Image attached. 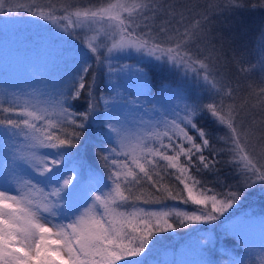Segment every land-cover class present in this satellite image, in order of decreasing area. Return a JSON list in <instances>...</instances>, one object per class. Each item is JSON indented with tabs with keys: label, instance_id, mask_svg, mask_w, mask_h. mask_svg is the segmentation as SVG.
<instances>
[{
	"label": "snow or ice",
	"instance_id": "snow-or-ice-1",
	"mask_svg": "<svg viewBox=\"0 0 264 264\" xmlns=\"http://www.w3.org/2000/svg\"><path fill=\"white\" fill-rule=\"evenodd\" d=\"M5 3L0 0V10ZM245 6V0H223L221 10ZM32 7L31 15L56 21L69 35L85 26L96 34L84 43L82 63L69 90L46 95L12 93L7 103L0 101V134L23 136L27 141L26 150L13 153L11 166L0 178V264H145L157 234L216 223L240 201L242 189L264 186V87L257 90L249 85L256 113L245 111L247 99L236 103L239 86L233 88L221 71L229 62L225 38L212 35L207 15L185 25L184 10L159 0H109L98 8L65 7L60 16L54 6L37 11H31ZM129 50L178 73L196 92L190 95L184 88L162 85V94L174 99L175 105L165 109L155 123H141L142 131L135 135L127 134L121 121L106 120L105 146L96 155L108 171L107 191H95L80 183L77 163L82 130L94 120L99 100H104L103 94L93 95L95 71L89 60L104 65L113 53ZM232 59L240 65V73L250 75L259 69L264 79V49L255 63L246 66L234 55ZM114 71L108 63L109 76ZM90 72L93 80L88 82ZM135 77L141 87L148 86L146 68L137 67ZM82 94L89 97L87 107L77 111L72 102ZM204 114L226 129L219 151L209 131L199 126ZM222 154L230 156L229 163L238 169L241 181L237 190L220 193L192 175V170L200 171V166L213 170ZM20 168L33 176L21 175ZM162 172L183 185L185 204L199 207L192 211L135 207L136 201L159 202L162 197L156 193L172 200L181 197L164 183ZM34 176L41 177L43 184ZM145 185L155 193L146 194ZM80 197L86 206L76 204ZM228 264L245 261L231 258ZM259 264H264V253Z\"/></svg>",
	"mask_w": 264,
	"mask_h": 264
},
{
	"label": "trees",
	"instance_id": "trees-1",
	"mask_svg": "<svg viewBox=\"0 0 264 264\" xmlns=\"http://www.w3.org/2000/svg\"><path fill=\"white\" fill-rule=\"evenodd\" d=\"M12 1L14 0H6L4 9L0 10V17H35L43 21L48 27L51 25L50 27L56 26L60 28L56 21H46L31 15L30 8L28 7L12 6ZM55 2H61V0H53L50 3L44 4ZM70 2V6L65 7L71 9H84L105 6L109 0H71ZM159 2L166 6L171 4L178 10H184V15L187 17L184 21L185 25L200 19L203 15L208 16L212 35L225 38V51L229 62L221 67V71L224 72L233 88L239 86V95L236 103H243L245 99H247L248 102L255 103V98L250 95L251 88H249V85L251 84L257 90L259 87H264L262 74L257 70L250 75L240 73L238 71L240 65L232 58L234 55L242 65L246 66L249 62L255 63L257 61L253 53L255 46H258L260 43L264 49V6H262L264 4L262 0H245V7L235 8L231 11L221 10L223 8V0H159ZM25 3L26 2L23 4ZM253 4H255L256 7H252ZM218 5L219 7H217ZM65 7H55L56 15H63L62 9ZM8 8L12 9L11 13H9ZM40 8L42 7H32L31 11H37ZM235 14L238 15V20L241 19V23L235 24V28L229 30L226 28V24L230 20H232V22L234 21L233 16ZM176 19H178V17ZM173 23H175V20ZM243 26L247 27V36L249 39L251 37L256 39L254 44H251L249 41L248 49L241 46L242 40L240 38L239 28ZM95 34L96 33L87 26L82 29L77 28L75 29V34H67V37L63 38L64 42L59 40L58 43H55L50 49V53L55 57L57 64L63 63V68L65 67L68 69L64 78L65 80L61 83L56 82L52 86L47 87L45 89L46 94L60 90H69L74 77L77 75V70L82 63V56L85 51L84 43L89 37ZM231 36L237 42V47L234 50L227 44ZM242 38L245 37L243 36ZM102 39L104 38H98L97 43H100ZM105 42L108 46L111 44V41L106 40ZM216 42L219 43V40ZM102 50L106 51V49ZM37 52L39 53L40 50H37ZM43 53L48 54L47 52ZM89 63L93 65L95 71L93 95L99 98L103 94L104 100H99L94 120L89 126L82 130L83 134L78 146L77 163L81 167L82 180L80 183L92 186L95 191H107V189L104 188V184L107 183L108 171L103 167V162L99 160L96 153L100 148L105 146L107 133L104 122L110 118L111 109L115 106L113 104L114 96L118 101H124L125 99L131 100L136 96V98L140 99L139 102L141 101L142 109H139L141 111H152L154 119L159 120L161 118L160 114L176 103L174 99H168L162 94V85H166L168 88L172 89L177 87L184 88L190 95H194L196 89L183 81L178 73L169 71L166 67L162 68L143 60L136 62L135 57H121L116 62H113V60L106 61L104 65H96L93 60H89ZM108 63L115 69L111 76L108 74ZM135 64L136 67L142 66L146 68L149 79L147 87H141L138 83L135 77ZM92 80L93 74L90 72L87 76V81L91 82ZM103 80H105V82ZM117 81L118 86L113 88V84ZM1 86L0 84V87ZM4 89L10 93L17 91L14 86H5ZM88 99L89 97L86 94H82L80 100L72 102L75 110L84 111L87 107ZM203 99L207 102L206 93L203 94ZM105 100L108 101L107 105H105ZM0 101L7 103V100L4 99ZM148 101H152V103ZM226 102L230 103L231 101L226 100ZM153 104L156 105L155 111L153 110ZM257 111V109H254L251 110L250 113L254 114ZM198 123L199 126L209 131L211 134V142L215 149L219 151L223 147V141L220 137L225 135L226 129L218 127L207 114L201 116ZM193 135H195V132H193ZM3 148L12 151H25L27 148V141L24 140L23 136L11 137L0 134V162H7L9 154L6 151H2ZM205 155L207 156L209 153L205 151ZM117 158L123 159V157ZM181 159L183 160V157H181ZM216 159L218 162L213 170H205L200 166V171L193 169L192 175L196 176L197 179H200L208 187L213 188L216 192L223 193L228 191L229 188L237 190L240 187L241 176L238 169L234 167L233 164L229 163L231 159L230 156L222 154ZM21 169L24 176H33V173L29 172L26 168ZM167 171L174 172L175 170L168 169ZM161 174L165 176L164 183L171 186L174 191H179L181 197L172 200L164 196L163 193H156V195L162 197L159 202L150 201L145 204L142 201H136L135 207L144 208L149 211L172 209L192 211L199 207L191 204V202L187 204L183 202L187 194L183 192V185L176 181L174 176H169L165 172ZM2 177L0 171V178ZM34 179L41 181V184H43L41 177L34 176ZM144 190L146 194L148 192L155 193V189L151 188L150 185H145ZM90 202L89 200L88 203ZM76 204L86 206L83 197L77 198ZM127 210L132 211V208H128ZM245 216L247 218H264V186L257 184L252 188L242 189L240 201L216 223L192 225L187 228L177 227L175 231L157 234L153 239V243L150 245V251L147 252L145 264H201L202 261L206 262V264H228L231 258L242 259L245 261V264H256L253 261H248L249 243L230 232L227 227L232 220L238 217L244 218ZM204 241H207V243H203Z\"/></svg>",
	"mask_w": 264,
	"mask_h": 264
},
{
	"label": "rangeland",
	"instance_id": "rangeland-1",
	"mask_svg": "<svg viewBox=\"0 0 264 264\" xmlns=\"http://www.w3.org/2000/svg\"><path fill=\"white\" fill-rule=\"evenodd\" d=\"M52 1L53 0H14L11 3H13L12 6L17 5L28 8L32 5H35V7L48 8L49 6L65 7L71 4V0H61V2L44 4ZM24 2L26 3L23 4ZM262 3L264 4V0H262ZM238 18V15L235 14L233 16L234 21H228L226 28L233 30L236 26L235 24L241 23V19L238 20ZM50 26L51 25L48 27L43 21L35 17H0V84L2 85L0 87V100H8L12 93L22 96L25 94L46 95L45 89L47 87L52 86L56 82L61 83L65 80L64 78L68 68H63V63L57 64L55 57L50 53V49L55 43H58L59 40L64 42L63 38L67 37V34L55 25H52L55 27ZM239 31L242 40L241 46L248 49L249 41L251 44H254L256 39H253V37L249 39L247 36V27H240ZM243 36L245 38H242ZM227 44L232 50L237 47V42L232 36L229 37ZM262 49L263 46L260 43L258 46H255L253 49L255 58H258ZM37 50H40V52L38 53ZM43 52H47L48 54H44ZM121 57H135L136 62L143 60L158 66L149 61L148 58L131 50L115 52L110 60L116 62ZM136 68L135 64V69ZM257 71L261 73L259 69H257ZM103 81L105 82V80ZM113 85V88H116L118 86V81ZM5 86H14L17 91L10 93L4 89ZM139 100V98L134 96L131 100L125 99L124 101H118L114 96L113 104L115 106L113 109L110 108V118L121 121L129 135H135L141 132V123H155V121H157L154 119L152 111H141L139 109L142 107L141 101L139 102ZM133 101H135V103H133ZM253 104L252 102H248L245 106V111L250 112L254 110L252 108ZM9 150L2 149V151H6L9 154L7 162H0L2 176L5 174L6 167L11 166L13 153L16 152ZM18 171L23 175L21 168L18 169ZM227 227L230 232L249 243L248 261L259 264L261 253L264 252V218L238 217L229 222Z\"/></svg>",
	"mask_w": 264,
	"mask_h": 264
}]
</instances>
